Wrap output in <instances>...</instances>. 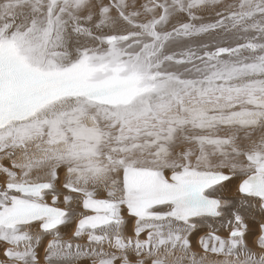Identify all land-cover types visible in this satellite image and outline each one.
Segmentation results:
<instances>
[{
  "label": "snow or ice",
  "instance_id": "obj_1",
  "mask_svg": "<svg viewBox=\"0 0 264 264\" xmlns=\"http://www.w3.org/2000/svg\"><path fill=\"white\" fill-rule=\"evenodd\" d=\"M0 264H264V0H0Z\"/></svg>",
  "mask_w": 264,
  "mask_h": 264
}]
</instances>
